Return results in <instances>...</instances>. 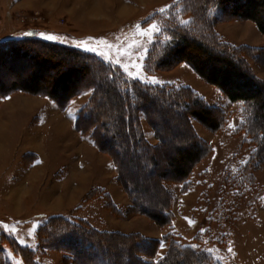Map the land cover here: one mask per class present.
<instances>
[{"label":"rangeland","instance_id":"obj_1","mask_svg":"<svg viewBox=\"0 0 264 264\" xmlns=\"http://www.w3.org/2000/svg\"><path fill=\"white\" fill-rule=\"evenodd\" d=\"M181 1L0 0V264H75L71 247H64L65 241L62 248H57L45 239L41 242L38 239V228L56 215L83 220L102 233L147 234L150 235L147 238L154 240L166 234L179 236L181 243L200 252L204 258L200 264H264V156L255 159L247 172L242 173L241 168L249 161L252 150L243 130L239 129L242 103L228 101L188 63L172 62L157 67L152 63L155 54L152 58L149 56L154 45L162 46L161 43L169 40L172 24L168 17L181 8ZM92 5L100 6L101 12L91 13ZM216 5L207 8L210 20L207 23L211 28L204 25L206 23H198L204 25L202 29H194L200 37L193 33L191 38L217 53L238 49L251 73L264 81V34L253 21L229 15ZM174 18V21L180 20L176 14ZM208 29L211 36L205 34ZM47 35L54 39H47ZM21 38H37L89 52L117 67L127 77L138 75L133 79L145 83L173 88L192 86L206 105L214 108L213 114L224 122L219 129L211 130L192 119V125L209 151L192 166L185 182L174 179L176 170L196 148L190 140L184 139L188 131L181 115L173 113L172 109L165 110L167 102L158 100L156 104H147L152 118L163 128L160 133L164 136L154 164L146 158L148 153L144 150L145 158H136L140 149L138 142L124 145L107 137V142L112 143L122 157L123 179L135 187L140 207L158 211L166 200L158 187V174L169 179L163 181L167 189L172 190L168 202L171 220L167 225L160 226L146 215L130 210L131 201L117 178L110 153L98 147L91 136V125L82 129L76 127L78 111L92 97V85L98 82L99 75L95 71L75 72L71 82L66 83L67 88L75 87L74 94L67 97L66 88L58 87L52 96V85L49 86L47 80L64 67L59 65L57 70L43 71L37 60L15 57L5 49L7 44ZM212 38L222 46H214ZM81 45L96 48V52L86 51ZM117 60L120 62L116 63ZM134 64L139 68L133 67ZM40 71L43 80L39 78ZM35 74L38 89H23L21 84ZM260 100L255 106L259 114L264 112V92ZM97 103L106 108L93 123L101 132L100 129H104L99 125L109 120L108 113L113 110L114 102L101 91ZM72 116L75 117L73 128ZM141 127L146 141L156 144L144 116ZM104 131L110 135V129ZM28 140L37 145L28 146ZM100 141L103 145V139ZM24 157L40 163L22 174L20 163ZM56 170L67 178L56 182L53 176ZM105 237L102 236L105 241L115 243L114 248L106 246L100 254H91V264H103L102 256L106 253L111 254L112 260L137 264L133 252L130 253L131 239L111 237L117 241L114 242ZM101 241L99 237L97 242ZM69 244L74 247V243ZM166 249L167 246L160 245L156 257Z\"/></svg>","mask_w":264,"mask_h":264},{"label":"trees","instance_id":"obj_2","mask_svg":"<svg viewBox=\"0 0 264 264\" xmlns=\"http://www.w3.org/2000/svg\"><path fill=\"white\" fill-rule=\"evenodd\" d=\"M181 2V8L171 12L168 17L169 24H172L169 25L171 39L169 38L168 41L161 43L162 46L159 43L154 45L149 51V56L152 58L155 54L152 63L154 62L157 67H165L172 62L184 61L188 63L203 80L216 86L230 102L242 103L243 109L239 129L243 130L246 143L252 146L250 159L241 168L242 173H246L249 165L255 159L264 156V112L259 114L256 113L255 109V106L261 103L260 96L264 92V81L258 80L251 73L244 57L240 56L243 55L240 54L242 52L238 49L223 50L224 52L217 53L211 51L210 47L205 46L206 44L203 42H197L191 37L196 35L194 33L195 28L208 25L210 20L207 16V8L214 3L217 4V8H221L229 15L253 21L259 31L264 34V0H213V3L211 0H182ZM174 13L180 20L174 21L176 19ZM185 17L187 18L184 19ZM201 22L206 24L203 26L198 25ZM211 26L208 25L210 28ZM205 34L211 36L210 29ZM211 41L214 46H222L221 42H218L215 38H212ZM5 49L10 50L9 53H13L15 57H29L35 61L37 60L43 71H47L48 68H56L57 70V67L62 65L64 69L55 72L56 76L47 80L49 86L52 85L50 86L52 96L56 94L58 87L66 88L64 91L68 94L67 97L74 94L75 87L67 88L66 83L71 82L75 72L91 73V71H95L99 75L98 82L92 85L94 91L92 97L78 111L76 127L82 129L83 126L91 125L93 128L91 136L97 142L98 147L110 153L113 165L117 170V178L131 201L130 210H133L134 213L146 215L160 226L167 225L171 220V213L168 209L172 190L167 189V185L163 184V181H169V179L165 178L162 173L158 174V179H160L158 187L161 189L163 197L166 198L158 211L140 207L135 187L123 179L121 171L122 157L115 150V146L107 142V137L115 138L124 145L129 143L132 145L138 142L140 149L135 155L136 158H145L142 153L144 150L148 153L146 158H149L151 163L154 164L156 151L164 143V136L160 133L163 128L158 126L152 118V111L150 112L147 108V104H156L158 100L167 102L168 106L165 110L172 109L173 113L181 115L182 122L188 131L184 139L190 140L196 148L192 155L185 157L184 165L176 170L174 179L177 182L179 179L185 182L192 166L209 151L205 141L198 135L192 125V119L199 121L211 130L219 129L224 122L217 119L213 114L212 110L214 108L206 105L205 99L190 86L173 88L167 85L145 83L139 79L127 77L117 67L104 63L89 52L73 47H66L37 38H21L7 44ZM156 52H159L160 55H156ZM61 56L62 58H60ZM68 57L69 59H66ZM254 58H257L256 55ZM40 72L38 74L39 78L43 80L41 77L43 75L42 71ZM36 77L37 74L31 76L25 83L21 84V87L27 91L38 89L39 86L36 83L38 78ZM101 91H104L105 95H109L114 102L112 104L113 110L108 113L109 120L102 121L99 125L104 130L110 129L109 136H107L109 132L102 129L99 132L93 124L97 122L99 114L106 109L103 105L96 104V99ZM142 116L151 126L157 140L156 144H149L146 141L141 127ZM100 139H103V145L101 141L99 143ZM124 157L127 158L128 155L125 154ZM247 178L250 179L249 176ZM109 233L99 232L83 220L56 215L51 216L43 226L38 228L37 235L40 242L45 239L51 246L57 248H62L65 241L66 245L64 247H71L75 264H91L92 260L89 257L91 254H100L106 246L114 248L115 243L105 241L102 236H107L105 238L109 240L111 237L122 238L124 241H130L131 239L133 244L130 253L133 252V260L137 264H200L201 261H204L200 252H196L190 249L188 245L181 243L179 236L174 235L172 237L166 234L161 239L154 240L141 234L119 235ZM99 237L102 239V243L97 242ZM92 238H95L96 241ZM113 238L111 239L117 242ZM69 242L74 243V247ZM160 245L167 246V249L164 254L156 257ZM102 262L103 264H124L120 259L112 260L110 253L102 256Z\"/></svg>","mask_w":264,"mask_h":264},{"label":"crops","instance_id":"obj_3","mask_svg":"<svg viewBox=\"0 0 264 264\" xmlns=\"http://www.w3.org/2000/svg\"><path fill=\"white\" fill-rule=\"evenodd\" d=\"M94 5H92V8H91V13H93V14H98L99 12H101L100 11V6H94ZM94 8V9H93ZM192 89H194V90H196L195 88H193L192 86H190ZM217 89V88H216ZM217 91H220L219 89H217ZM221 92V91H220ZM219 92V93H220ZM221 95H223V94H221ZM228 100V99H227ZM74 119H75V117H71V121H72V125H71V128H73V126H74ZM150 135H151V137L153 138V136H152V134L150 133ZM148 137H150V136H148ZM29 141V140H28ZM30 143L31 144H35V145H37V143H35L34 141H29V142H27V144H28V146L30 145ZM0 147L2 148V144H0ZM16 147V146H15ZM23 156H24V154L23 153H21ZM20 154V155H21ZM29 154L30 155H34V154H32V153H30L29 152ZM39 154V153H38ZM7 156V155H6ZM36 156V155H35ZM21 157V156H20ZM25 158V157H24ZM6 159V158H5ZM10 161V160H9ZM8 161V162H9ZM31 161V160H30ZM30 161H28V158H25L23 161H21V163H20V170L22 171V174H25V173H27L29 170H30V168L31 167H34L35 165H38V162L40 163V161L38 160V162H36L37 161V159L35 160H33L32 159V161L30 162ZM7 165H8V163H7ZM79 165H81V164H79ZM113 166V165H112ZM58 168V167H57ZM56 168V169H57ZM113 168H114V166H113ZM68 169H69V167H68ZM67 169V170H68ZM70 171V170H69ZM62 173H61V171H55V174L53 175L54 177H55V181L56 182H61V181H63V180H65L67 177L64 175L63 177H62V175H61ZM73 176H70V179L71 180H73V178H72ZM24 178V176H22V179ZM68 181H69V179H68ZM74 181V180H73ZM75 182V181H74ZM73 183V182H72ZM261 215H263V214H261ZM144 234V233H143ZM144 236L145 237H149L150 235H147V234H144ZM158 238H160V235H159V237ZM230 242H231V238H230ZM232 245V244H231Z\"/></svg>","mask_w":264,"mask_h":264},{"label":"snow or ice","instance_id":"obj_4","mask_svg":"<svg viewBox=\"0 0 264 264\" xmlns=\"http://www.w3.org/2000/svg\"><path fill=\"white\" fill-rule=\"evenodd\" d=\"M161 11H163V9H161ZM153 27H155V26H153ZM156 30L158 31V29H156ZM40 35L41 36H44L45 34L41 33ZM46 38L47 39H54V37L51 36V35H47ZM81 46L84 47L86 51L96 52V48H88V47H86L84 45H81ZM119 51L123 52V49H119ZM100 55L103 56L104 54L103 53H100ZM119 62H120L119 60L116 61V63H119ZM133 67L139 68V65H135L134 64ZM130 75H131V73H130ZM133 78H138V75H134ZM153 82H155V81L153 80ZM241 163H246V161H242ZM201 231H203V229ZM161 247H163V245H161ZM192 247L195 248L196 245H192ZM228 250H229V252L232 251L231 248H229ZM208 251L211 252V249H208Z\"/></svg>","mask_w":264,"mask_h":264},{"label":"bare ground","instance_id":"obj_5","mask_svg":"<svg viewBox=\"0 0 264 264\" xmlns=\"http://www.w3.org/2000/svg\"><path fill=\"white\" fill-rule=\"evenodd\" d=\"M109 5V4H108ZM87 9H89V8H87ZM94 9V8H93ZM88 11V10H87ZM99 14V13H98Z\"/></svg>","mask_w":264,"mask_h":264}]
</instances>
